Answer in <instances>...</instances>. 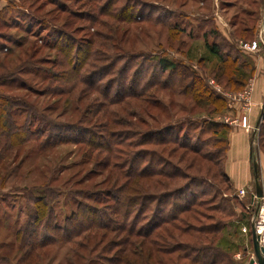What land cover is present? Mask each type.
<instances>
[{
	"label": "rangeland",
	"instance_id": "1",
	"mask_svg": "<svg viewBox=\"0 0 264 264\" xmlns=\"http://www.w3.org/2000/svg\"><path fill=\"white\" fill-rule=\"evenodd\" d=\"M263 14L264 0H0V97L31 132L12 147L0 130V264H186L179 233L212 226L222 264H248L264 53L244 47ZM183 199L193 212L145 238L151 209L170 220Z\"/></svg>",
	"mask_w": 264,
	"mask_h": 264
},
{
	"label": "trees",
	"instance_id": "2",
	"mask_svg": "<svg viewBox=\"0 0 264 264\" xmlns=\"http://www.w3.org/2000/svg\"><path fill=\"white\" fill-rule=\"evenodd\" d=\"M230 48L233 49L232 47H230ZM211 52L213 54H218V57L220 59L224 60L223 55H221L220 53L215 51L214 47H211ZM233 62H235V61H233ZM158 64H159L160 68L162 70H165V71L166 70L173 71L176 68V64L174 62L168 61L165 59H160L158 61ZM12 108L13 107H11L9 100L7 98L0 97V130L3 133V136H5V138L11 139V141L9 142L8 145L14 147V146H18L20 143H22V142H18V140H20V137L22 138L26 134L29 135L31 132L27 127H26L27 129H24V128L21 129L20 127H17L15 124H13L11 122L12 121L11 120ZM167 131H168V134H170V132H169L170 130H167ZM39 134H40V132L37 135H39ZM37 135H36V137H37ZM50 144L51 143H47L45 147L51 146ZM155 174L156 173H153V174L151 173V174H148L145 176L151 177ZM142 175H143V173L138 175V176H142ZM152 198H153V200L155 199L154 196ZM179 202H182L181 205H175V208H174V210H176L177 213L174 214L170 218V220H172V222H170V220H168V218L160 219L159 214L161 212L158 210L157 206L151 209L152 215L150 217V220L148 221L149 223L148 222L146 223L148 233L145 236V238L150 236L153 232H155V230H157L161 225L166 224V223L171 224L174 221H177L181 214L189 215L191 212H193L192 209L190 207H188L187 205H189V203H191L190 204V206H191L192 204L194 205V203L188 202L185 199H183V201H179ZM195 205H197V204H195ZM198 205H200V204H198ZM35 213H36L35 217L37 219H39V217H40L43 221L42 217L45 214V213H43V210L39 211V212H35ZM127 217H129V215ZM31 220H33L34 222L38 221V220L33 219V218ZM89 228H91V229L95 228L96 230L106 231L108 227H107V224H103V225H99L97 227H96V225H91V227H89ZM134 228L135 227L132 228L133 231L132 230L128 231V232H130L129 234H133L136 238H138V237L144 238V236L141 233V229L138 228V230L136 229V231H135ZM124 229H125V227L123 228V230ZM220 230H221L220 227L212 226L209 229H202L201 228V229H198L197 231H194L192 233H186V232H183V234L179 233V235H178L179 238L185 236L186 238H189V240L191 241L190 243H192L191 245H194L193 247H190V250L194 255L192 257L191 256L190 257L189 256L182 257L181 255H178L179 257L177 256V260H185L187 262L186 264H222L225 261L226 255L222 251H220L219 249L215 248L212 245L213 241L212 240L210 241L209 240L210 238L207 237V236H213V238H214V236H216L217 232ZM203 233L206 236V238L204 239L205 244L199 245L200 242H197V241H198V239L200 240V237H198V236L200 234H203ZM17 235L20 239L19 232ZM168 237H170V235H168ZM170 238L174 239L175 237L171 236Z\"/></svg>",
	"mask_w": 264,
	"mask_h": 264
},
{
	"label": "water",
	"instance_id": "3",
	"mask_svg": "<svg viewBox=\"0 0 264 264\" xmlns=\"http://www.w3.org/2000/svg\"><path fill=\"white\" fill-rule=\"evenodd\" d=\"M262 26L264 27V14L262 18ZM262 117H263V114L260 116V119ZM260 119L257 122V125L259 124ZM253 172L255 175V179H257L258 178V168H257L256 162H253ZM256 196L258 198V201L262 198V190L258 184L256 185ZM258 240H259V236L256 234L255 230L252 228L251 229V242H252L254 258L251 259L248 264H264V247L259 245Z\"/></svg>",
	"mask_w": 264,
	"mask_h": 264
},
{
	"label": "built area",
	"instance_id": "4",
	"mask_svg": "<svg viewBox=\"0 0 264 264\" xmlns=\"http://www.w3.org/2000/svg\"><path fill=\"white\" fill-rule=\"evenodd\" d=\"M264 44L263 39H257L252 41L250 44L246 45L244 47V49L248 50V51H258L259 49L262 48V45ZM247 94V92L245 93ZM246 122V118L244 119ZM245 124V123H244ZM257 216H259L260 218L264 217L263 212H259L257 213ZM254 229L256 234L259 236V240L258 243L260 246L264 247V234H263V230H264V221H262L260 224H258V226L256 225V219H252L251 223H250V229Z\"/></svg>",
	"mask_w": 264,
	"mask_h": 264
},
{
	"label": "crops",
	"instance_id": "5",
	"mask_svg": "<svg viewBox=\"0 0 264 264\" xmlns=\"http://www.w3.org/2000/svg\"><path fill=\"white\" fill-rule=\"evenodd\" d=\"M263 18V17H262ZM261 28H260V30L258 31V33L259 34H261V37H262V39H263V41H264V27L262 26V21H261V26H260ZM236 28V25H233L232 26V29H230V30H227L226 32H227V35L228 36H230L231 38H233V36H232V34H231V32H234L233 34H235V29ZM225 32V31H224ZM243 32H247L246 30H244ZM256 37V36H255ZM226 38V37H225ZM262 49H263V53H264V44L262 45ZM258 53H261V52H258ZM255 89H259L258 87L257 88H255ZM235 174H237V173H235ZM238 176H236L240 181H239V183L241 184V181L242 180H244V170L242 171V174L240 173V174H237ZM263 178V181H264V176L262 177ZM262 190V196H263V200H264V185H263V189H261Z\"/></svg>",
	"mask_w": 264,
	"mask_h": 264
}]
</instances>
